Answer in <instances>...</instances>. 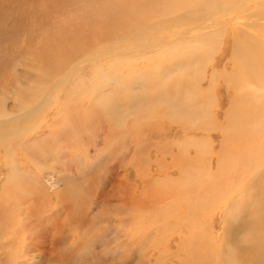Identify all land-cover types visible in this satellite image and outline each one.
Returning <instances> with one entry per match:
<instances>
[{
	"label": "rangeland",
	"instance_id": "obj_1",
	"mask_svg": "<svg viewBox=\"0 0 264 264\" xmlns=\"http://www.w3.org/2000/svg\"><path fill=\"white\" fill-rule=\"evenodd\" d=\"M28 7H32L31 2ZM71 7L73 9L66 10L63 17L59 16L61 21L66 18V24L72 26L70 31L83 29L82 34L87 35L85 38L87 39L91 32L94 34L107 27L106 24H99L98 19L88 18L96 17L94 11L101 10L102 7L93 10L94 3L87 4L83 10L80 6ZM108 9L104 13H107ZM158 10L159 12L153 11L149 17H157L161 13V9ZM68 12L73 15L65 17ZM92 12L93 15H86ZM123 12L127 11L121 10L113 17L124 20L125 17H133V14L142 16L143 13L150 11L137 9L130 11L131 13ZM37 13L38 11H35L34 16ZM176 16L177 14H173L169 16L170 20H165L177 21L174 19ZM60 18L52 20L60 21ZM195 26L194 23H175L171 34L167 38L159 39L157 48L166 49L167 46H174V41L184 42L185 38L195 33L194 30L187 34L189 29ZM64 28L62 33L65 32ZM233 38L228 36L230 41ZM104 40L98 42L95 47L96 51L101 50L98 52L100 60L97 61L98 58L91 60L89 61L91 63L83 65L84 68L89 69L91 65L99 63L103 65V71L107 72L108 67L114 65L115 61L112 60L117 57L112 55L116 51L112 54L107 53V49L114 46L108 38ZM152 42L146 43L145 48H151ZM184 44L181 51L187 59L180 64L171 63L172 68L152 70L155 66L149 62L165 64L164 61L167 63L170 61L160 60L154 56L146 60L144 57L137 62L135 69L129 72L135 73L125 72L126 74L121 76L125 83L119 85L113 79L112 82L116 84L106 85L105 83L110 82L104 78L102 84L104 93L112 89L115 95L110 97L108 105L117 101L116 104L120 107L126 102H121L124 94L138 92L137 99L140 101L138 108L140 112L143 111L140 117L136 113L137 108L133 111L136 115L125 109L129 103L127 102L121 105V111L123 110L121 117L116 118L96 107L102 116L95 114L93 119L95 121L92 124L87 119L94 114L93 112L98 111L94 107L88 108L90 102L86 95L85 101L81 100L83 103L78 100L71 103L69 109L66 107L69 114L73 115L72 119L67 122L66 118L63 124L59 120L54 122V112H57L59 102H64L65 96V92L56 93L55 88L52 106H48L44 112L42 110L37 113L31 123L26 124L27 128L37 127L36 130L39 128L43 130L41 139L37 138L33 142L40 145L31 153L19 151L15 154L13 150L8 157L4 150L0 149V264H156L158 253L156 258L152 259L145 248H173V253L180 250L181 257L183 256L186 261L175 264H189L190 256L187 253L189 248H232L223 242L226 233L221 226L223 220L234 221L235 216L233 212L223 216L221 210L226 209L224 208L226 201L229 202L228 206L235 202L238 205L237 209L245 208L241 204L246 203V200L239 197L243 194L244 186H235L237 192L234 193L235 189L230 190L228 188L230 184L224 183L221 174L216 173L218 159L222 158L220 151L226 127L221 126L224 120L223 113L231 107L226 87L223 86L226 94L216 92L225 82L221 76L223 66H216L223 51L221 49L218 53L206 55L204 52L208 51H194L189 44L185 42ZM224 45L226 46V43H223L221 48ZM230 58L228 56L223 64L229 63L231 66ZM19 68V71L5 72L11 74L16 71L17 75L23 77L26 69L24 66ZM29 69L35 74L39 73L38 69L31 67ZM213 76L220 84L217 85L220 88L216 90L213 89L215 85ZM94 81L95 79L87 84L88 88L94 89ZM183 81L187 85H183ZM25 84L33 87L36 82L34 84L29 81ZM202 89L206 91L205 99L198 97ZM184 91H188L185 97L188 95L191 101L198 97L196 102L200 104L201 112L218 110L221 112L220 123H217L216 128L214 126L207 130L204 128L205 125L201 129L192 128L184 122L185 116L176 118L170 116L172 107L167 103L168 100L174 98L178 92ZM8 93L3 92V107L15 110L14 104H17V100L11 91ZM160 95L161 97L156 99ZM214 95L219 106H211ZM185 97L180 98L183 100L182 106L191 107L192 102H188ZM13 115L10 113L3 116L5 118ZM46 115L49 121L44 123ZM84 121L91 123L89 124L91 126H86L87 122L85 124ZM244 147L240 153H244V150L249 153L250 151ZM247 152V156L257 155L254 152L249 154ZM28 154L37 160L31 155L29 158ZM21 156L23 159L19 161L18 157ZM208 165L213 173L208 171ZM213 174L215 176H212ZM261 176V171H258L246 184L249 185L251 180L254 181ZM213 179L218 180V183ZM251 192L247 195V203L251 202L253 206L256 199H252ZM216 193L219 195V203L215 201ZM194 200L198 205H204L195 215L196 218L193 217V212H190L188 202ZM169 205L174 208L171 216L167 215ZM23 208L24 215L19 216V210ZM261 216L264 218L263 214ZM213 219L218 220L217 224L220 225L215 229ZM142 251L146 254L144 255ZM173 260L179 261L177 258Z\"/></svg>",
	"mask_w": 264,
	"mask_h": 264
},
{
	"label": "bare ground",
	"instance_id": "obj_2",
	"mask_svg": "<svg viewBox=\"0 0 264 264\" xmlns=\"http://www.w3.org/2000/svg\"><path fill=\"white\" fill-rule=\"evenodd\" d=\"M30 2L32 7L27 8ZM89 3H94L93 10L101 7L103 9L94 11L96 17L88 16V18L98 19L99 24H106L107 27L94 34L91 32V35L89 34L85 39L87 35L82 34L83 29L70 31L72 26L66 24V18L61 21L60 17L64 16V12L72 8L71 6H80L83 10ZM30 8L31 12L29 13ZM107 8H109L108 12L104 13ZM137 9H145L150 12L143 13L142 16L133 14V17H125L124 20H117L113 17L121 10L127 11L123 13H131L130 11ZM158 9H161V13L157 17H149L153 11L159 12ZM35 11L38 13L34 16ZM93 14L92 12L86 15ZM173 14H177L174 18L177 21H173V19H171L173 22L166 21L170 20L169 16ZM71 15L73 13L68 12L65 17H71ZM82 15L84 14L82 13ZM56 17L60 18V21L52 20V18L57 19ZM175 23L196 24L193 29H189L187 34L194 30L195 33L185 38L184 41L194 51H208L204 52L206 55L218 53L221 49L223 51L216 66H223L224 70L220 75L224 77L225 82L221 88L218 86L220 89L216 92L217 94L225 92L223 88L225 86L227 97L231 100V107L223 113L224 120L221 122V126L226 127H224V139L220 151L222 158L218 159L216 173L221 174L224 183L230 184L228 187L230 190L235 189L237 185L244 186L243 194L239 197L246 200V203L241 204L245 208L237 209L238 205L235 202L228 206L229 202L226 201V207H224L226 209L221 210L223 216L228 212H233V216H235L234 221L223 220L221 226L226 233L223 242L225 241L232 248H189L188 263L264 264V218L261 216L264 215V0H0V149H3L8 157L13 150H15V154L19 151L31 153L40 145L38 142H33L37 138L41 139L43 130L40 128L36 130L37 127L27 128L26 124L31 123L37 113L42 110L44 112L48 106H52L51 101L55 94V88H57L56 93L65 92V96L64 102H59L57 112H54L56 119L54 122L59 120L63 124L66 118L67 122L72 119L73 115L69 114L66 107H70L71 103L78 100L83 103L81 100L85 101L87 97L90 102L88 108L100 107L101 112L111 114L112 118L121 117L120 114L123 111H121V105L127 102L129 103L127 106L125 105V109L133 112L137 108V115H143V111L140 112L138 108L140 102L137 99L138 92L133 91L131 94L125 95L123 87L120 88L124 94L121 102H126L120 107L116 104L117 101L115 104L108 105L110 97L115 95L112 89L104 93L102 85L104 78L110 82L105 83L106 85L116 84L112 82L113 79L119 85L122 82L125 83L121 76L126 74L125 72L129 73L135 69V66L138 65L137 62L144 57L146 60L154 56L160 60L170 61V63L164 61L165 64L148 61L149 64L155 66L152 70L158 69V71L172 68L171 63L180 64L181 61H186L187 58L182 55L181 51L185 45L184 42L174 41V46H167L166 49L157 48L159 39L167 38ZM63 28L65 29L64 33H62ZM231 28L233 29L231 30ZM64 34L65 37H63ZM228 36H233V40L230 41ZM106 38L114 46L112 49H107V53L112 54L113 51H116L112 55L117 57L112 60L115 61L114 65L109 66L107 72L103 71L104 67L99 63L91 65L89 69L84 68L83 65L91 60L96 58H98L97 61L100 60L98 52L101 50L96 51L95 47L98 42L105 41ZM151 41H153V46L145 48V44H151ZM223 43H226V46L221 48ZM13 54L16 55L13 56ZM228 56L231 57V66L229 63L223 64ZM37 65L38 68H36ZM19 66H24L26 69L23 77L15 73L20 70ZM30 67L38 69L39 73L35 74L29 69ZM7 70L16 71L7 74L5 72ZM8 75L11 77L9 78ZM220 75L219 77H221ZM94 79V89L88 88L87 84H90ZM212 80L215 81V85L213 82L214 87L212 85L210 89L212 87L215 90L218 89L217 85H220L218 79L213 76ZM29 81L34 84L36 82V84L33 87L26 86L25 83ZM182 83L187 85L184 81ZM82 84H84L83 87ZM59 86L60 88H58ZM10 91L17 100V104H14L15 110L3 107V92L9 94ZM187 93L188 91L178 92L174 98L168 100L167 103H170L172 107H170L172 109L170 116L174 118L185 116L184 122L192 128L201 129L204 125L207 130H211L214 126L216 128L222 116L221 112L219 110L217 112H201L200 104L196 102L198 97L206 98V91L200 90L198 97H194L192 101L188 95L185 97ZM182 96L188 102H192L191 107L182 106L183 100L180 99H184ZM160 97L161 95L156 99ZM215 97L214 95L211 106H219L218 99L215 100ZM95 109L92 111L99 108ZM10 113L14 115L4 118L3 115H10ZM93 113L87 119L92 124L95 121L93 120L95 114L102 116L99 111ZM136 113L134 114L136 115ZM48 121L46 115L44 123ZM72 121L74 122V119ZM87 121H84L85 124ZM87 124L86 126H91H89L91 123L87 122ZM74 126L73 128L78 130ZM32 131H37V133L33 134ZM77 137L79 136L77 135ZM243 147L248 149L249 153L254 152L257 155L247 156L245 150L241 154L240 151ZM59 150H61L60 147ZM24 156L26 157V155ZM18 158L19 161L23 159L22 156ZM196 165L198 166V163ZM207 167L208 171L213 173L209 165ZM258 171H261L262 176L254 181L251 180L247 185V180L253 179ZM214 178L216 179V177ZM217 181L215 183H218ZM232 183L235 185L233 186ZM200 191L202 192V189ZM235 191L237 192V189L234 190V193ZM238 191H240L239 188ZM204 192L206 193V191ZM250 192L253 194L252 199H256L253 206L251 202L247 203V195ZM217 193L215 194L216 202L220 200H218ZM207 199L209 200L208 197ZM188 202L193 217L204 207L203 204L198 205L196 200ZM19 211V216L24 215V208ZM173 211L174 208L169 205L167 215L171 216ZM214 219L213 227L215 229L220 225L217 224L218 220ZM191 221L193 220L191 219ZM194 224L195 222L192 225ZM194 230L196 231V229ZM137 249L143 250L144 248ZM145 250L148 251L147 253L152 259L156 258L158 253L156 260L161 264L186 261L182 258L183 256L181 257L180 250L173 253V248H145ZM143 254L146 253L143 252ZM174 258L179 261H172Z\"/></svg>",
	"mask_w": 264,
	"mask_h": 264
}]
</instances>
